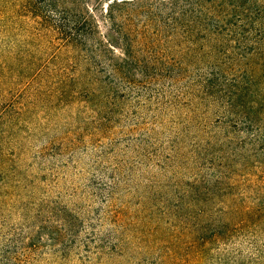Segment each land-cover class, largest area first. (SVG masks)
<instances>
[{
  "label": "rangeland",
  "instance_id": "374dc122",
  "mask_svg": "<svg viewBox=\"0 0 264 264\" xmlns=\"http://www.w3.org/2000/svg\"><path fill=\"white\" fill-rule=\"evenodd\" d=\"M0 264H264V0H0Z\"/></svg>",
  "mask_w": 264,
  "mask_h": 264
}]
</instances>
